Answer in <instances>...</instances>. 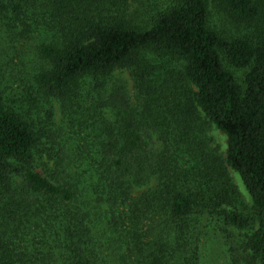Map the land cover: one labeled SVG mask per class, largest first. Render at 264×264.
Here are the masks:
<instances>
[{
  "label": "trees",
  "instance_id": "obj_1",
  "mask_svg": "<svg viewBox=\"0 0 264 264\" xmlns=\"http://www.w3.org/2000/svg\"><path fill=\"white\" fill-rule=\"evenodd\" d=\"M37 31L0 76V264H202L205 218L264 264V0H0L6 64Z\"/></svg>",
  "mask_w": 264,
  "mask_h": 264
},
{
  "label": "rangeland",
  "instance_id": "obj_2",
  "mask_svg": "<svg viewBox=\"0 0 264 264\" xmlns=\"http://www.w3.org/2000/svg\"><path fill=\"white\" fill-rule=\"evenodd\" d=\"M229 31V30H228ZM230 33V32H229ZM43 35L40 31L35 32L31 35L30 40L25 44V47L22 50V55L19 53H13L12 51L8 52V59L11 60V64L5 63V56L0 51V76H5L8 79V74L12 73L14 69L23 68L25 75L33 74L35 69L41 67V61L34 54L35 47L41 42ZM30 75V77H31ZM236 75V74H235ZM238 76V75H237ZM15 89H21L20 84L14 85ZM19 94V93H18ZM53 107V120L57 124L65 122L60 114L58 103L53 101L51 103ZM68 135L72 136V132L69 130ZM209 138L211 140L210 147L213 150H216L220 155L225 154L226 152V137L217 129L213 128L209 133ZM74 149V145H70ZM228 174L230 176L231 182H233L237 191L241 195L243 201L246 202V205L250 202V198L243 187L238 175L228 169ZM203 226L205 228V234L201 241V262L202 264H229L226 254V249L224 247L225 238L230 234V230L227 231L223 236L220 234L216 235L207 224L206 218L203 221Z\"/></svg>",
  "mask_w": 264,
  "mask_h": 264
}]
</instances>
